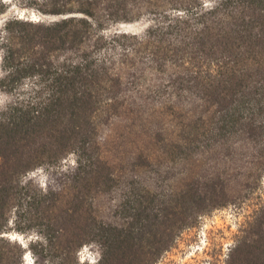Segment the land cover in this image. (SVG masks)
I'll return each mask as SVG.
<instances>
[{"label": "trees", "instance_id": "trees-1", "mask_svg": "<svg viewBox=\"0 0 264 264\" xmlns=\"http://www.w3.org/2000/svg\"><path fill=\"white\" fill-rule=\"evenodd\" d=\"M38 9V20L12 17L1 39L0 87L13 98L0 114V264H23L25 248L6 235L13 210L14 228H39L29 246L40 264H91L78 252L92 242L101 249L95 264H153L198 216L247 197L236 179L259 189L264 0H44ZM143 18V30L114 27ZM115 123L143 141L128 159L135 168L183 167L168 188L123 173V159L110 158L103 130ZM209 151L225 174L237 156L251 172H203ZM71 155L64 192L24 181ZM123 183L110 220L98 198ZM227 264H264V202Z\"/></svg>", "mask_w": 264, "mask_h": 264}, {"label": "rangeland", "instance_id": "rangeland-1", "mask_svg": "<svg viewBox=\"0 0 264 264\" xmlns=\"http://www.w3.org/2000/svg\"><path fill=\"white\" fill-rule=\"evenodd\" d=\"M44 0H0V8H6L5 11L0 12V77L4 74L2 68V37L6 35V23L12 17L31 18L38 20L43 18L44 15L38 9L43 4ZM130 23V22H129ZM131 24L118 23L114 27L123 24L129 28L136 30H143L147 25L146 18L131 21ZM13 95L11 91H6L0 87V114L7 111L11 105ZM103 135L108 138L107 154L110 158L120 161V169L123 173L149 182L150 186L157 190H164L169 187L171 178L178 176L181 166H175L168 170L165 165L163 167H137L135 168L132 163H128L129 156L132 152L142 144L140 137L127 133L123 126L115 123L107 126L103 130ZM235 157L232 169L225 170L223 164H220L221 157L215 152H207L204 157L203 172L222 173L223 176L234 177L232 174L237 173L236 178L240 176H248L251 172L247 168V159ZM236 161L243 164L244 167H236ZM197 162L190 160L188 166L196 167ZM75 157L71 155L58 164L40 165L33 170L29 171L24 176V181H30L31 187L45 189H54L58 192H64L69 184L71 174L75 169ZM3 164L0 158V185L4 181L2 174ZM168 170V171H167ZM236 187L241 194H247V197H236L232 202L225 206L214 208L211 211L201 214L195 220L194 225L183 228L172 245L161 255V257L153 264H227L229 255L236 245L242 230L252 220L257 208L264 202V177L259 189L254 193H250L249 188H246V181L244 179H236ZM235 182V181H233ZM125 184L117 186L112 192L106 196L98 198L99 213L110 220H116L118 213L115 211L116 205L122 199L125 191ZM249 194V195H248ZM27 204L24 203L23 207L26 208ZM16 211L13 210L11 214V230L6 233L12 241L20 243L25 248L23 255V264H40L44 260H38L37 256L30 250V241L38 237L39 228H33L23 232L14 228ZM81 262H88L95 264L99 261L101 256V249L99 244L92 242L82 246L78 252ZM27 255V256H25Z\"/></svg>", "mask_w": 264, "mask_h": 264}, {"label": "water", "instance_id": "water-1", "mask_svg": "<svg viewBox=\"0 0 264 264\" xmlns=\"http://www.w3.org/2000/svg\"><path fill=\"white\" fill-rule=\"evenodd\" d=\"M117 29H124V30H136L134 28H129L128 26H125L123 24H120V26L116 27Z\"/></svg>", "mask_w": 264, "mask_h": 264}]
</instances>
